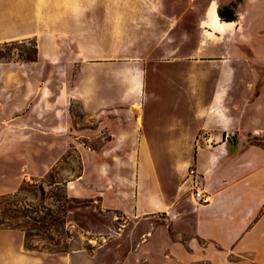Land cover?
I'll return each instance as SVG.
<instances>
[{"label":"crops","instance_id":"1","mask_svg":"<svg viewBox=\"0 0 264 264\" xmlns=\"http://www.w3.org/2000/svg\"><path fill=\"white\" fill-rule=\"evenodd\" d=\"M231 3L236 18L221 31L212 18ZM129 6L109 5L108 13L134 33L144 30L140 44L123 46L140 53L99 56V72L49 73L58 67L51 45H36L34 61H0V132L28 130L25 142L46 147L37 159L50 163L39 176L72 144L102 147L80 152V174L65 180L66 194H90L91 186L78 185L90 169L107 180L99 202L116 213L113 230L91 250L30 251L21 229L0 227V264L213 263L228 254L264 264V147L251 142L264 134V0ZM100 9L94 5L98 17ZM0 31V41L35 33ZM190 168L202 178L205 202L193 195ZM9 190L15 186L0 193ZM145 225L152 230L144 234Z\"/></svg>","mask_w":264,"mask_h":264},{"label":"rangeland","instance_id":"2","mask_svg":"<svg viewBox=\"0 0 264 264\" xmlns=\"http://www.w3.org/2000/svg\"><path fill=\"white\" fill-rule=\"evenodd\" d=\"M143 4L144 0H0V29L5 26L16 28L20 34L35 32L25 37L0 41V50L4 53L0 61L26 62L24 57L32 54L31 43L35 41L37 47L39 45L44 50L49 45L54 47L53 54L58 67L49 73L62 72L68 79H72L78 72L90 75L99 72L103 67L99 56L115 57L117 54L128 56L131 53H140L138 49H126L123 46L137 45L141 38L144 39V30L143 33H134V29L119 25L121 18L109 17V5H130L129 10H134L137 5ZM94 5H101L100 10H105L100 14L101 17H98L99 13L94 14ZM11 41L15 45L2 47L4 42ZM72 59H80L77 62L79 67ZM62 63L64 66H59ZM24 101L23 98L21 107L24 106ZM70 108L77 115V105L72 103ZM26 133L28 130H20L17 135H13L12 130L0 132V176L8 175L3 183L0 182V190L15 186L14 191L0 194L13 193L21 185H25V189L14 198L19 209L18 217L28 221L20 223V228L26 229L28 234L24 238V248L42 253L77 248L91 250L101 242L97 238L106 236L113 230L110 219L116 213L102 206L98 194L101 189L105 191L108 182L105 178L100 181L94 177L93 171L89 169L78 185L82 188L91 186L90 194L69 197L66 194L65 180H72L80 174V152L84 153V148L91 152L102 147L72 144L67 147L57 164H53L50 170L39 176L50 163L37 159L45 152L46 147L25 142L28 137ZM13 137L19 140H11ZM251 142L264 147V134L255 136ZM131 148L134 152L135 147ZM183 149L184 147H180L181 152ZM89 152L85 153L90 155L88 164L91 168L93 160ZM94 184L96 188H93ZM1 208L0 206V210ZM262 210L260 208L257 212ZM25 215L35 219H28ZM156 225L162 227L161 223H154L151 227ZM148 230L152 229L145 225L144 234ZM213 253L220 255L216 254V250ZM213 263L245 264L233 254H228L227 260L219 256ZM213 263L209 259L199 258L187 264Z\"/></svg>","mask_w":264,"mask_h":264},{"label":"trees","instance_id":"3","mask_svg":"<svg viewBox=\"0 0 264 264\" xmlns=\"http://www.w3.org/2000/svg\"><path fill=\"white\" fill-rule=\"evenodd\" d=\"M234 3H231L230 6L226 5L222 8H217L218 16L221 20L225 21H233L235 20V15L233 11ZM15 45L14 41H11L10 43L4 42L2 47H6L7 45ZM32 54L24 57L26 61H34L36 59L37 55V47L35 41H32ZM4 57V53L0 50V58ZM25 189V185H21L17 190L13 193H7L0 195V206L2 207L0 210V227H6V228H20V223L22 222H28L24 218L18 217V211L19 209L16 206L15 197L18 196L21 191ZM28 219H35L33 216L25 215ZM22 230V229H21ZM24 232V238L28 235L27 230L23 229ZM27 248V247H26Z\"/></svg>","mask_w":264,"mask_h":264},{"label":"built area","instance_id":"4","mask_svg":"<svg viewBox=\"0 0 264 264\" xmlns=\"http://www.w3.org/2000/svg\"><path fill=\"white\" fill-rule=\"evenodd\" d=\"M188 173L194 197L201 202H205L208 197L205 195V192L203 190V182L201 176L194 168H190Z\"/></svg>","mask_w":264,"mask_h":264},{"label":"bare ground","instance_id":"5","mask_svg":"<svg viewBox=\"0 0 264 264\" xmlns=\"http://www.w3.org/2000/svg\"><path fill=\"white\" fill-rule=\"evenodd\" d=\"M212 24H213V26H215L216 28H218L221 31L224 30V29H226V28H230V27L233 26V22H230V21L229 22L228 21H222V20H220L218 18V16L215 13H214V16L212 18Z\"/></svg>","mask_w":264,"mask_h":264}]
</instances>
